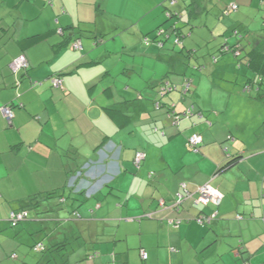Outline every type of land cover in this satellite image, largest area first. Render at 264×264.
Here are the masks:
<instances>
[{"label":"crops","instance_id":"obj_1","mask_svg":"<svg viewBox=\"0 0 264 264\" xmlns=\"http://www.w3.org/2000/svg\"><path fill=\"white\" fill-rule=\"evenodd\" d=\"M163 3L180 14L196 3L193 15H205L212 36L193 40L191 25V42L178 49L159 34ZM231 4L239 10L224 15ZM228 36L243 44L246 65L250 53L264 54V0H0V264H32L33 252L49 251L35 244L64 243L66 251L72 240L78 250L63 264H264V91L255 97L236 91L246 79L220 81L221 106L232 98L250 110L235 112L236 126L217 103L189 101L216 87L199 77L201 64L187 95L160 92L189 78L199 43ZM77 40L82 50L72 49ZM22 56L26 71L13 65ZM54 76L63 88L52 86ZM173 104L177 113L195 106L193 115L176 126ZM6 106L12 120L1 112ZM194 134L203 137L197 150L188 146ZM137 154L144 155L138 169ZM206 186L221 193L220 205H197ZM33 197L42 212H30L15 236L10 214ZM28 245L33 250L23 251Z\"/></svg>","mask_w":264,"mask_h":264},{"label":"rangeland","instance_id":"obj_2","mask_svg":"<svg viewBox=\"0 0 264 264\" xmlns=\"http://www.w3.org/2000/svg\"><path fill=\"white\" fill-rule=\"evenodd\" d=\"M196 3H184V11L185 14H180V10L178 7H175L173 5V3H163L162 4V8L163 6H166L165 10H164V13H165V22H164V25L159 29H163V31H166V33H168L169 35H171V41L173 42V45H175V42H176V39H178V37L181 38V44L180 45H175V46H178V49H181L184 44L187 42H191V40H189V33H190V27L191 25H194L197 29L194 31V39H197L199 42L201 41V38L203 36H206L207 35V32H208V37L210 38L212 35L210 33L209 30L206 29V27L204 26V22H205V15L203 16V18L201 19L200 17H198L197 15H193V13H197L196 12V9H197V5L195 6ZM167 13H171L173 15H176V14H179V15H176L172 20H170L168 18V14ZM184 16V23H182V20H181V17ZM208 17V15H207ZM173 20H175V23L178 24V29L182 28V34L180 36H177L175 34H173V31L171 29V24L170 22H173ZM174 27V26H173ZM159 30H156L157 32L155 34L158 35L159 33ZM179 33V31H178ZM233 34V32H232ZM200 35V36H199ZM161 37L163 38H166V35H162ZM161 37H158V38H161ZM187 37H188V40H187ZM207 38V37H205ZM231 37L228 36L226 37V39L222 42H214V39L212 38L211 39V42L208 44V41L200 44H198V47H196L197 49H193V57H192V63H191V67H189L188 69L185 70V72L188 73L189 75V78H185L187 80H194V77L193 76H197L198 73H196V71H199V68L201 67H198L199 64H201V66H203V68L201 69L202 71L199 72V77H201V79H209L210 81H214V83L216 84V87L215 86H210L208 87V89H204L202 88L201 91H199V93H192L190 95H188V99L189 101L191 99L194 100L195 104L199 107V101L201 104L203 105H214L215 103H217V107L220 106V116H222V112L225 111V114H229L230 115V118L233 119V122H231V124L233 126H236L237 125V122H235V112L237 113H241L242 109L240 107H244L243 104L241 105H235L234 103H231L229 104V101L232 99L230 98L227 103L229 104H225V105H222L221 106V99H217L216 98V95L218 97H221L220 96V81L221 80H225V81H235V79L237 78H241V79H246L245 81H241L239 84V88L238 90L236 91H241L242 93L244 92L245 94L247 93L248 95H253L256 97V93H257V89L256 90H252V85L248 84L247 81L248 79L247 78H251V73L248 72V70L246 69L247 65L246 63H243V61H239L237 58H235V55L234 53H227L226 56L224 57V60L222 61V54L223 53V50L221 49V47L223 46V44L226 43V41L230 39ZM217 39V38H216ZM187 40V41H186ZM217 41H219V39H217ZM225 41V42H224ZM231 41V40H230ZM224 42V43H223ZM229 45H231L230 43H228ZM215 45V46H214ZM214 47V48H213ZM189 48V47H187ZM212 50V52H210ZM207 51V52H206ZM209 54V55H206V56H203L205 54ZM214 54V55H213ZM224 56V55H223ZM217 58V62H215V59ZM218 61H219V64H218ZM218 65L222 66L220 68H228V70L226 69L224 72L222 73H218ZM205 66V67H204ZM216 66V69L213 70V68ZM170 67V72L171 73H175V66ZM195 68V69H194ZM196 70V71H195ZM215 71V75H210L211 71ZM221 74V75H220ZM198 77V78H199ZM197 78V79H198ZM223 78V79H222ZM197 82V80H196ZM234 84V83H233ZM180 88H177V89H174V90H170L169 86L168 88L166 87H161L160 89V92L161 91H164V92H168L166 95H161V98L164 99L165 97H168L170 96L172 93H181L182 95H187L183 89V86L180 85L178 86ZM60 89V88H59ZM234 91V92H236ZM227 92V91H226ZM232 94H233V97L234 99L237 98V96L234 95L233 91L231 90ZM186 97V96H185ZM185 103V102H184ZM220 104V105H219ZM174 112L177 113L176 111V108L174 107L175 105H170ZM195 106H193L192 108H189L188 110L186 111H189L190 109H192V112L193 110L195 109L194 108ZM205 108V107H204ZM246 111H250L249 109H247L246 107H244ZM169 109V108H168ZM214 109V108H213ZM223 109V110H222ZM185 111V112H186ZM185 112L182 111V112H178V114L181 115V117L183 118H187L185 116ZM204 116L209 118L212 116V113H211V109H206L204 110ZM233 136L236 138V139H239V134H233ZM252 136V135H251ZM135 167L137 168V166L135 165ZM138 169V168H137ZM55 201V200H53ZM51 201V202H53ZM80 201V199H79ZM86 201L82 204L81 208H83L85 205H86ZM81 204H79L80 206ZM78 206V207H79ZM36 211L35 210H32L31 211V216L32 218H35V215H36ZM91 215V213H89ZM25 223H20L18 227H20V229H22L23 225ZM8 228L7 231L9 232H15L17 227L16 228H13L11 226L10 223H8ZM20 232H24V230H21ZM18 233L17 231L15 232V236L16 234H18L17 236H19L21 233ZM86 232H84L85 234ZM33 243H35V240H37L34 236V238L32 239ZM76 241L75 240H72L71 241V245L68 246L67 250H63V249H60V250H56L55 252H53L52 254L49 255V252H47L46 254L45 253H35L33 252L32 254V258L34 260H32V264H63L64 261L67 259L66 257L67 256H71L75 250H78L77 248H75V245H76ZM30 246H32L30 244ZM29 245L27 247H22L23 251L27 250V249H30V250H33V248L31 249ZM46 247L48 246L47 243L45 245ZM233 253H237L238 251L241 252V250L238 248L237 250L235 249H232L231 250ZM231 252V254H232ZM20 256L22 258H24V255L20 254ZM233 259V258H232ZM226 263V260L224 259L222 262L218 261L217 260V263L216 264H225ZM235 264V262L233 263Z\"/></svg>","mask_w":264,"mask_h":264},{"label":"built area","instance_id":"obj_3","mask_svg":"<svg viewBox=\"0 0 264 264\" xmlns=\"http://www.w3.org/2000/svg\"><path fill=\"white\" fill-rule=\"evenodd\" d=\"M238 9V4H231L229 6V12H236ZM162 33V32H161ZM178 42V41H177ZM83 48V45H82V42L81 41H76L73 46H72V49L73 50H82ZM14 68L16 70H27L29 69V63L27 62L26 58L25 57H19L17 60L14 61ZM51 84L54 88H63L64 86V81L63 79L60 77V76H54L51 78ZM1 112L3 114V116L8 119V120H12L14 118V110H13V107L11 106H6V107H3L1 109ZM192 114V109H190L186 114L185 116L186 117H189L190 115ZM179 116H177L175 118V122L174 124H179ZM203 144V137L200 135V134H194L189 140H188V146L191 150H197L199 148L200 145ZM144 160V155L143 154H137L136 156V159H135V162H136V165L137 167H140L142 161ZM221 198H222V195L221 193L214 189L213 187L211 186H206V187H203L201 190H200V199L198 201H196L197 205H199L200 203L202 204H208V203H212L214 205H220L221 203ZM182 199V198H181ZM28 216H29V212L28 211H13L11 212L10 214V224L13 228H16L18 227V225L22 222H24L25 220L28 219ZM240 219H242L241 216H239ZM204 219H199L198 222L200 224H203L204 223ZM41 249V246L38 245L35 250L36 251H39ZM16 254L13 255V258H16ZM142 258L144 260H147L148 258V255L145 251L142 252Z\"/></svg>","mask_w":264,"mask_h":264},{"label":"trees","instance_id":"obj_4","mask_svg":"<svg viewBox=\"0 0 264 264\" xmlns=\"http://www.w3.org/2000/svg\"><path fill=\"white\" fill-rule=\"evenodd\" d=\"M239 10V5H238V9H237V11ZM236 11V12H237ZM236 12H229V6L228 7H226V9L224 10V12H223V14L224 15H232L233 13H236ZM166 14H168V18L170 19V17L171 16H173V14L172 13H167L166 12ZM177 15H179V14H177ZM174 29H175V31L178 33V31H179V29L178 28H176L175 26L173 27ZM162 32V33H161ZM161 32L159 33V34H161V35H165L166 33H165V31H162L161 30ZM177 36H180V34H177ZM179 39H177L176 40V42H175V45H180L181 44V38L180 37H178ZM78 41V40H77ZM102 41V40H101ZM178 41V42H177ZM229 42H228V40L226 41V43L222 46V50H223V53H225V54H227V52H232V53H234V55L236 56V55H238L236 58L239 60V61H242L245 57V53H244V51H246V50H244V48H242V45L243 44H240V43H238V45H229L228 44ZM250 58H249V63L247 64L248 66H249V68L250 69H253L254 71H256L257 72V74L254 76L255 78H253L252 76H251V78L249 79V81H248V84H250V85H252L253 87H254V89L256 88L257 89V91H261V90H263L264 91V79H263V77H264V64L262 65L260 62V60L262 59V57H264V54H261L260 52H258V51H256L253 55L250 53ZM202 68V67H201ZM28 70V69H27ZM26 71V70H25ZM191 85H192V81L191 80H187V79H185V81H184V83L182 84V86H183V89H184V91H185V93H189L190 92V90H191ZM168 86L170 87L169 89L170 90H174V89H177V88H179L178 86H176V85H171V84H164L162 87H166V88H168ZM252 87V88H253ZM168 92L166 91V92H164V91H161V95H166ZM168 108H170V110H172L173 108L171 107V106H169ZM188 111H186L185 112V114L187 113ZM194 112V111H193ZM193 112H192V114L191 115H193ZM171 113H173V115L174 116H172L173 117V121L175 122V118L177 117V116H179L180 118H179V124L181 123V121L183 120V117H181V115L180 114H178V113H176V112H171ZM190 115V116H191ZM189 116V117H190ZM188 118V117H187ZM179 124H175L176 126H178ZM237 160H239V158H236V159H234L233 160V162L234 161H237ZM57 192L56 193H50V194H48V199H50V198H52L53 196H57ZM59 196V198H61L62 197V195H58ZM35 201H37V199H35V197H33L31 200H30V204L28 205V206H26V207H24V209H23V211L25 210V211H28L29 212V216H28V219H29V217H30V212L32 211V210H36L37 209V211L38 212H42V211H39V209H40V205H38V204H35ZM38 202V201H37ZM57 204H58V201H57ZM58 206V205H57ZM27 219V220H28ZM27 220H25V221H27ZM24 221V222H25ZM23 223V222H22ZM38 245H40L41 246V249L39 250V251H37V252H40V251H42V252H44L45 250L47 251V250H60V248H63V246L65 245L64 243H60V244H57V245H54L52 248H49L48 249V246H47V248H45L46 246H45V244L44 243H37V244H35L34 245V250H35V248L38 246ZM36 251V250H35ZM48 251V252H49ZM17 256V255H16ZM13 257V256H12Z\"/></svg>","mask_w":264,"mask_h":264}]
</instances>
